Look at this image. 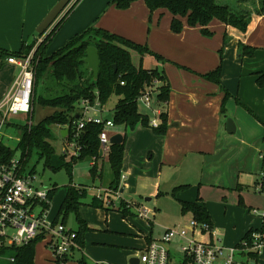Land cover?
<instances>
[{
	"label": "crops",
	"instance_id": "0c3cea01",
	"mask_svg": "<svg viewBox=\"0 0 264 264\" xmlns=\"http://www.w3.org/2000/svg\"><path fill=\"white\" fill-rule=\"evenodd\" d=\"M59 1L0 0V84L4 89L7 91L10 88L19 68L9 64L1 52L19 53L23 46L36 42L35 52L38 45L65 17L47 48V56L63 48L72 38L92 26L147 47L165 61L135 52L138 64L147 69L164 71L171 86L170 100L166 106H157L156 114L154 109H148L151 113L142 112L151 121L156 120L160 124V114L165 111L169 125L166 135L157 136L153 129L140 125L132 132L135 134L139 129H146H143L147 133L141 139L144 137L146 141L145 152H151L148 164L152 166V170L158 167L182 168L187 176L194 172L192 169H203L197 179L201 182L202 189L198 198L190 202L206 206L213 227L217 216L204 196L213 190H217L215 192L220 193L225 200L222 224L236 214L237 207L229 205V198L237 196L244 215L251 216L262 227L264 192L258 190L257 184L264 169L261 158V153L264 152V86L258 84V79L264 74L263 0H249L255 6L248 9L251 11V21L246 32L214 19L208 26L212 36H204L199 26L190 27L186 18H181L183 30L174 33L171 29L173 15L166 9L151 12L143 0L133 2L126 10L112 5V0H72L48 32L40 36L37 33L39 25ZM249 1L219 0L221 4L234 9H244ZM241 45L253 49L254 55H242ZM219 67L222 69L219 84L202 76ZM5 90L2 95L6 93ZM76 110L78 114L79 109ZM109 114H113V109L97 112L99 117ZM227 118L232 119L235 124L234 133L227 130ZM65 129L67 128L58 127L61 134ZM113 131L125 136L123 127H117ZM137 141L135 136V147ZM65 143L63 146L67 145ZM106 157L108 156H103L94 165L91 163V168H97L94 180L101 182V189L108 188L112 181L110 175L109 181L103 185ZM122 173L121 180L129 183L122 187L120 194L123 192L126 197L136 198L140 195L141 198L142 195L151 196L157 192L159 180L154 179L152 189L151 183L144 178L146 173L139 172L133 150L124 155ZM72 187L77 188L74 185ZM80 188L86 189L82 186L77 189ZM86 190L88 193V189ZM146 201L151 199L146 198ZM228 207L235 210L228 213ZM254 209L259 210L258 213H253ZM185 216L187 221L192 217L190 214ZM260 227L241 226L242 234L245 233L241 241L250 230H258ZM145 245L146 239L142 249Z\"/></svg>",
	"mask_w": 264,
	"mask_h": 264
},
{
	"label": "trees",
	"instance_id": "16d2710c",
	"mask_svg": "<svg viewBox=\"0 0 264 264\" xmlns=\"http://www.w3.org/2000/svg\"><path fill=\"white\" fill-rule=\"evenodd\" d=\"M137 0H112L111 4L116 5L118 9L126 10L133 2ZM151 12L159 9H166L173 15L171 29L174 33H180L183 30L181 18H186L190 27H201L204 36H212L213 33L208 30L209 24L217 19L227 26H231L242 32H246L250 21L251 11L248 9H234L230 6L223 5L219 0H143ZM264 5V0L262 1ZM66 17L49 33L43 42L38 45L34 54V70L36 76V86L34 92L33 105L38 100L39 79L42 76H48L56 80L59 84L64 85L63 93L53 99L43 101V105L57 107L53 116L45 119L38 125H28L20 128V141L18 148L25 157L26 167L33 151H38L41 155H46L49 162L53 161L56 156V150L52 144L53 134L52 127L68 128L69 133L66 138L67 142H74L79 147L78 155L71 157V163L89 159L92 162L101 160V144L99 136L103 131V125L87 124L82 130L80 138H73V125L77 121V104L80 106L83 101H88L90 105L97 102L100 108L104 107L111 96L116 95L119 99L113 109L112 119L116 127H123L126 131H133L137 126L153 129L155 135L164 136L168 131V115L165 111L160 114L161 123L158 127H152L148 115L139 111L138 100L145 93L146 88L152 87L157 81L156 104L167 105L170 100L171 86L164 71L159 69H147L143 65L136 66L133 63L132 52L141 55H152L157 60L165 61L161 56L154 54L147 47L138 45L130 40L120 37L110 32L96 28H88L84 32L72 38L63 48L47 56V48L58 29L65 21ZM37 43L33 42L28 46H23L19 53L2 51V57L15 56L17 58L27 57L36 47ZM93 46L99 51L100 56V74L98 80L94 79L93 73L88 69L84 60L87 57V49ZM241 54L252 57L254 50L245 46H240ZM116 65L117 69H114ZM222 74L221 67L216 70L202 75L206 80L220 83ZM258 84L264 86V74L258 79ZM66 91V92H64ZM228 96V94H227ZM226 100V98H225ZM224 100V101H225ZM41 101V97L39 98ZM223 106V113H224ZM127 135L125 133L124 143L121 145L111 146L108 154V161L111 169V188L114 191L121 190L122 168L125 155V143ZM17 148V149H18ZM15 155V151H11ZM64 155V154H63ZM67 156V155H65ZM65 156H60L65 161ZM49 162L47 165H50ZM70 170L69 164H65ZM34 173V171H32ZM93 179L97 174L96 166L90 170ZM101 175V174H100ZM101 177V176H99ZM188 189L189 186H180L174 190V193L180 189ZM54 186L49 194L50 200L54 194ZM86 189L69 188L67 198L65 199L60 215H63L62 223L67 224L66 220L71 212L78 216L80 225L78 234V243L84 247V235L89 230L86 223L79 216V207L87 197ZM103 201L95 197L90 205L95 208H103ZM242 204V201L240 202ZM127 202L122 200L120 211L124 214L131 213L127 208ZM181 209L184 215L191 214L201 223L213 226L210 214L204 205L197 202H181ZM58 221V220H57ZM255 231H260L264 235V224L258 230H250L245 238ZM41 238H38L24 247H11L0 250V257L13 258L14 262L0 260V264H35L36 245ZM84 264V262H80Z\"/></svg>",
	"mask_w": 264,
	"mask_h": 264
},
{
	"label": "rangeland",
	"instance_id": "374dc122",
	"mask_svg": "<svg viewBox=\"0 0 264 264\" xmlns=\"http://www.w3.org/2000/svg\"><path fill=\"white\" fill-rule=\"evenodd\" d=\"M239 2L241 1H237V3ZM254 6V3L249 1V4L247 3L244 5V8L250 9L254 8ZM134 54L136 53L133 52L132 54L133 63L138 66L139 64ZM34 60H36L35 54ZM1 77L2 74L0 73V83ZM62 87L65 88L64 85L59 84L55 79L42 76L39 79L37 91L38 100L33 105V113L30 116L20 114L12 117L10 120L14 125L4 130L11 139L6 137L4 142L12 147V149H17L20 139L19 129L16 126L17 124H27L31 122L34 125H38L59 111L57 107L43 105V101L53 99L57 95L62 94L64 90ZM4 90V87L0 84V100L3 99L2 97L6 95L9 89H7V91L5 90L6 93L2 95ZM156 95L157 93L154 92L152 96V108L155 114L157 111ZM40 97L41 101H39ZM118 99L116 95L111 96L108 103L100 108V110L109 111L110 109H114ZM138 105L140 112H150V109L148 110L141 102H139ZM78 107H80V103L77 104V108ZM143 129L137 130L135 134H132V132L136 129L124 132V134L126 133L127 135L125 153L133 150L134 161L138 164L139 172L146 173L144 174V178L148 179L149 183H151L152 189L155 183L154 179L159 180L157 192L151 196L142 195L141 198L140 195L137 198L133 196L126 197L122 192L120 197L126 202H132L137 207L145 206L150 209L152 214L146 219L137 217L136 210L134 209H131L132 212L128 214H124L119 210L122 200L119 201L116 199L117 197L115 195L118 191L112 190L111 185L108 188L101 189V182L96 179L94 180L90 172L92 169L91 160H81L73 164L71 163V156L62 154V150L65 148L63 143L66 142L65 144H67V141L62 137L58 127L51 128L53 134V140L51 141L56 150V156H54L52 162L48 161L46 155L43 156L38 151L32 152L28 161L27 171H34L37 176L38 182H36L35 185L44 190L52 189L54 186L56 187L50 201L49 222H55L56 220H58V222L63 221V215L59 216V213L67 198L69 188L72 187V185L77 186V188L82 186L88 189L87 197L79 207V216L86 223L89 230L84 235V247H81L82 251H75L74 256L69 260L68 264H80V262H84V264H128L130 257L137 254L136 249H142L145 237L151 235L152 237H156L157 232L164 228H173L186 223L188 218L182 213L180 203L194 201L198 198L202 186L200 184L201 182L197 179L198 174H201L203 169L201 171L199 169H192L194 172L189 174L192 178L187 176L184 173L185 170L182 168L159 169L158 167L156 170H152V166L148 164L151 152H145V147L147 146L145 144L146 141H144V137L141 139V136H145L144 134L147 133V131H143ZM132 136L138 138L137 147L133 145L135 143H133L134 137ZM21 156L22 151L18 148L15 151V157L19 159ZM60 156H65V161H63ZM106 160L103 185L109 181L111 175L108 157H106ZM48 162L50 165H47ZM65 164H69L70 170ZM121 175H123V173ZM138 175L139 174H137V176ZM123 181L121 180V189L124 185L126 186L127 183H129ZM180 186H189V188L180 189L175 194L174 190ZM98 188L102 190V192H99ZM105 190L113 191L114 193L105 192ZM215 191H209V193L204 195L208 201V205L212 207L214 215L216 214L217 216L216 219L214 218L213 232L216 233L218 238H221V240L223 239L222 244L224 247L232 248L240 243L242 237L245 235V233L242 234L241 232V226L253 225V227L259 228L261 225L251 216L244 215V212H242L243 208L238 204L237 196L235 198H229V205L234 204L237 207L236 214L222 224L221 217L224 216L225 212V200H223V196L220 193ZM251 193H254V191ZM100 195H102L101 199L98 198ZM95 197L103 201V208H95L90 205ZM146 198L151 199V201H146ZM133 204L130 206L127 205V208L135 207ZM233 210H235L233 207H228V213ZM66 223L73 230L79 231L80 223L75 212L69 214ZM230 236L231 239L228 240ZM49 242V239H47L37 243L35 264H57L54 261L52 251L48 248ZM176 260L180 261V258L177 257ZM258 264H264V250L261 251L258 257Z\"/></svg>",
	"mask_w": 264,
	"mask_h": 264
},
{
	"label": "built area",
	"instance_id": "2783aa9c",
	"mask_svg": "<svg viewBox=\"0 0 264 264\" xmlns=\"http://www.w3.org/2000/svg\"><path fill=\"white\" fill-rule=\"evenodd\" d=\"M6 61L17 66L19 73L0 100V250L24 247L38 238L43 241L49 239L48 248L53 253L54 261L57 264H68L75 251H82L77 231L57 220L49 222V194L52 189L44 190L35 185L38 178L32 171H27L25 157L18 159L11 155V151L17 149H12L4 142L6 137L11 139L4 131L14 125L10 119L20 114L30 116L33 113L36 86L34 51L24 58L9 56ZM158 85L156 81L152 87L146 88L138 103L153 110L152 96ZM99 110L98 102L90 105L88 101H83L72 134L77 140L87 124L103 125L99 140L103 156H108L112 146L110 139L116 134L113 130L117 127L113 119L107 121L105 117H99ZM27 124L32 125L31 122ZM151 125L159 126L156 120L151 121ZM16 126L20 130L25 127V123ZM78 150L76 143L68 142L62 154L77 156ZM261 158L264 163V152L261 153ZM95 162L93 161V165ZM257 188L264 192V169ZM107 192L114 193L109 190ZM115 196L117 200H122L119 191ZM98 198L101 199L102 195ZM127 204L130 206L133 203ZM133 205L139 218L146 219L152 214L145 206ZM252 212L258 213V210L254 209ZM261 216L264 224V213ZM145 239V247L132 256L139 260V264H257L258 257L264 250V235L260 231L253 232L235 247L226 248L213 232V226L201 223L194 217L185 224L164 228L157 232L156 237L151 235ZM177 257L180 261L176 260ZM0 260L14 262L13 258L8 257H0Z\"/></svg>",
	"mask_w": 264,
	"mask_h": 264
},
{
	"label": "water",
	"instance_id": "95a60500",
	"mask_svg": "<svg viewBox=\"0 0 264 264\" xmlns=\"http://www.w3.org/2000/svg\"><path fill=\"white\" fill-rule=\"evenodd\" d=\"M72 0H60L49 12V14L46 16L44 21L39 25L37 29V33L40 36H44L48 30L53 26V24L60 18V16L64 13V11L67 9V7L70 5ZM85 64H87L88 69L93 73L94 79L98 80L99 74H100V56L99 51L93 47L90 46L87 49V57L84 60ZM114 69L116 70L117 67L114 65ZM112 115L109 114L105 117V120H111ZM227 124V130L229 133L235 132V124L232 121V119L227 118L226 119ZM69 133V129H65L62 132V137L66 138ZM124 143V136L122 134H115L110 139V144L112 146L115 145H121ZM101 157L103 156V152H100ZM123 191V190H122ZM130 264H139V260L135 257H131L129 259Z\"/></svg>",
	"mask_w": 264,
	"mask_h": 264
}]
</instances>
